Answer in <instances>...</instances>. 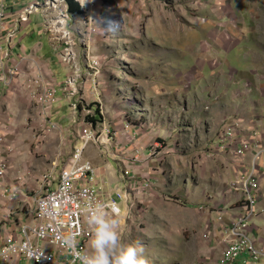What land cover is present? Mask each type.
I'll use <instances>...</instances> for the list:
<instances>
[{"label": "rangeland", "instance_id": "374dc122", "mask_svg": "<svg viewBox=\"0 0 264 264\" xmlns=\"http://www.w3.org/2000/svg\"><path fill=\"white\" fill-rule=\"evenodd\" d=\"M93 10L86 8L81 17L72 16L67 41L63 35L44 33L45 13L37 12L13 38L11 64L19 67L18 75L9 87L0 86L6 176L29 197L40 192L46 172L60 173L79 143L80 128L99 110L111 125L114 141L120 132L122 143L137 141L128 137L126 125H131L130 132H138L136 139L151 137L149 159L160 172L158 190L152 186L136 197L124 239L141 241L149 264H220L222 246L209 239L215 226L207 217L218 211L215 219L240 206L232 217L225 212L227 219L235 220L242 214L243 193L230 189L240 164L215 147L219 134L229 126L244 136L259 131L264 147V0H99L92 14ZM6 15L10 16L9 10ZM90 18L96 31L88 35L83 22ZM56 42L75 44L69 50L82 74L78 88L82 114L74 125L71 100L62 92L73 128L39 139L46 121L27 91L30 74L26 68L36 58L25 52L40 46L53 53ZM23 57L27 61L19 66ZM92 58L100 62L96 80L87 69ZM52 69L69 74L57 61ZM47 73L55 79L52 72ZM35 113L43 120L41 126L35 123ZM27 119L30 131L25 127ZM85 151L87 157L95 151L107 158L116 156V149L109 154L95 142ZM262 160L256 170L264 192ZM29 206L25 205V213L34 219ZM254 231L264 237V197L250 221L252 236ZM11 264L31 263L18 258Z\"/></svg>", "mask_w": 264, "mask_h": 264}, {"label": "built area", "instance_id": "2783aa9c", "mask_svg": "<svg viewBox=\"0 0 264 264\" xmlns=\"http://www.w3.org/2000/svg\"><path fill=\"white\" fill-rule=\"evenodd\" d=\"M11 0H0V86L9 87L12 80L18 75L19 67H14L13 57L15 52L11 48L13 38L18 34L23 23H27L33 13H45L44 33L63 35L62 40L67 41L72 33V15L66 0H37L25 11L20 12L13 20V25H8V16ZM97 0H79L83 12L86 8L90 11L96 7ZM59 26V27H58ZM86 34L95 33L96 28L93 19L83 22ZM87 35V36H88ZM75 47L72 42L62 45L56 42L52 47L53 54L69 74L59 84L48 75L46 68L37 61H32L28 70V92L34 104H38L39 111L46 121L40 138H46L47 134L61 130L58 124L52 121V114L57 103V92H62L71 100V113L73 124L81 118L78 104V88L82 78L79 64L74 62V54L69 47ZM65 47V48H64ZM27 61L25 57L20 59L19 66ZM88 71L92 78H98L101 74L100 62L96 58L89 59ZM96 80V79H95ZM56 84V86H55ZM80 90V88H79ZM88 114L91 115L90 111ZM87 123V122H86ZM85 126H88L87 128ZM127 133L131 125H126ZM81 127V126H80ZM85 127V128H83ZM82 129V131H81ZM111 127L106 122L96 128L87 123L80 128L79 143L74 148L73 155L66 160L59 174L48 172L43 177L40 192L33 196L31 201L34 219L31 223L23 224L17 234L0 237V264H9L15 259H24L31 264H80L76 251L86 253L90 251L89 239L91 228L87 224L86 214L82 211L89 202L102 201L115 202L119 206V220L123 227V237L129 230V222L134 217L136 208V194L152 187L149 180H137L132 178L131 172L126 168H120L119 185L112 190L103 193L97 186L98 169L84 159V152L92 142L101 144L110 154L115 149L111 138ZM97 132L99 136H97ZM216 152H228L240 164L239 176L230 184L231 191L243 193L241 211L235 220L226 222L224 215H219L217 221L221 225L220 245L222 252L220 264H264V247L256 244L250 232V221L256 215V205L259 202L260 183L258 178V161L264 156V148L257 139V132L244 136L243 131H236L228 127L219 134L216 143ZM4 154V135H0V155ZM251 154V155H250ZM249 163H247V157ZM138 156L133 157L137 161ZM256 166V167H255ZM8 164L4 157L0 160V188L4 182ZM249 172V173H247ZM3 196L9 201H15L19 197L18 189L7 186L1 188ZM111 214V209H109ZM69 234L75 237V250L66 246L64 237ZM214 240V235L209 239ZM210 239V240H211Z\"/></svg>", "mask_w": 264, "mask_h": 264}, {"label": "crops", "instance_id": "0c3cea01", "mask_svg": "<svg viewBox=\"0 0 264 264\" xmlns=\"http://www.w3.org/2000/svg\"><path fill=\"white\" fill-rule=\"evenodd\" d=\"M36 1L37 0H11L10 5H9L10 16H8V18H9L8 19V25L9 26L13 25V20L17 17V15L23 9L30 7ZM98 2H99V0L96 1V7L98 5ZM96 7L94 8L92 14L96 10ZM75 17L79 18L81 16H75ZM21 27L19 29L18 34L21 31ZM41 32H42V30H41ZM42 35H43V33H41V36ZM24 38L26 39L27 36H25ZM31 39H32V37H31ZM23 50H21V52L24 54L26 49L24 48ZM25 53H29L28 55L26 54L27 56L35 55L36 61L41 65H45L46 68H49V72L53 73V75L55 76V79H58V77L62 78V80H60V81H59V79L57 80L59 83H61L64 80V78L66 77L65 75H63V72L56 74L55 70H53V69L51 70V67L53 68L55 61H57L59 64H60V62L53 53H50V49H49V52L47 53L45 50V47L35 46V48L32 51L27 49V51ZM26 68L28 71L31 68V65H26ZM56 76H58V77H56ZM80 89H81V87H80ZM66 102L67 101L63 98L62 91L59 88L58 92H57V103L55 104L53 114H52V121L57 123L58 126L61 129H63V131H71L72 129L70 127H72V125H71L72 121H71L70 117L66 115V107H67ZM96 102H99V100ZM102 104L104 105L103 102H102ZM107 104L108 103H105V106ZM71 105H72V103H71ZM105 106H103V108H105ZM107 108L108 107L106 106V108H105L106 111H107ZM113 108H114V106H113ZM112 109H110V111L107 113L109 114L110 112H112L113 111ZM27 113L30 114L29 112H27ZM20 115H22V113H20ZM26 115H25V117H27ZM34 116L36 117L35 123L37 125L39 123V125L41 126L42 122H43L42 118L37 113H35ZM66 119L69 120L70 125L66 124ZM104 120H105L106 124L110 127L111 125L108 124L106 117L104 118ZM27 121L28 122H26L25 127H27V125H28L27 131H30V130H32L31 120L27 119ZM116 125L117 124L115 123V126ZM129 131H131V128L129 129ZM256 132H257V139H258L259 143L262 145L261 134L259 131H256ZM120 133H117V135L115 136L114 146L116 149V156L114 154V158H107L106 156L104 157L102 155L100 156L97 154V151H95L94 153H90L88 157L84 154V159L86 161L91 162L98 169V180L96 183L97 186L102 188L101 191L103 193H105L106 191L112 190L115 186H118L119 176H120L119 175L120 174V166H122L121 168L126 167L130 170L132 178H137V179H141V180H149L152 183L153 187H157L155 189L152 188L153 191L158 190L159 184L157 183V179H158V173H160V172L158 171L159 169L158 170L153 169V166L151 165V164H153V161H150V159H149V158H151V153H150V150H148V146H149L148 143H149L151 137H150V139L148 137H145V138H142L141 140H139V139H136L139 136L138 132L133 131V132H130L131 136L128 135V137L134 139L135 141L137 140V141L135 143L125 144V143H122L120 140V138L122 137L120 135ZM0 135H4V131H0ZM263 141H264V135H263ZM85 153H86V151H85ZM135 156H138V158H139L137 161H133V157H135ZM2 157H4V156L0 155V160ZM147 159H149V160L147 161ZM112 162L116 165V167L113 166ZM263 164H264V161L262 160V165ZM48 172H53V170L51 169ZM48 172H46V173H48ZM162 175H164V173H162ZM15 184L16 183H13L12 180H10L8 178V176H6L4 178V182L1 184L2 185L1 188L3 186H6V187L8 186L10 188V190L14 189V188L18 189L19 197L16 199V201H9L7 197L2 195L1 188H0V237H6V236H9L12 234H17L18 229L21 226H23L24 223H30L33 220L25 213V205L27 203L31 204V201L33 200V196L29 197L27 194H25V189H23L18 184H16V185ZM109 185H113V188L109 189L108 188ZM136 197H140V194L137 193ZM263 197H264V192H263V189L261 188L260 193H259V199H263ZM222 208L227 209V206H223ZM219 209L221 210V208H219ZM236 211H240V206L236 207L235 209H230L227 212H228V215L232 217L235 213L237 214ZM225 212L219 213L216 218H218L219 215H224V217H225ZM217 213H218V211H213L212 213H210L208 215L207 218H208V221L211 222L213 224V226H215L214 231L216 234L215 233L213 234L214 240H215L214 242H215V244L218 242L217 245H220V242L218 241V240H220V235L217 234V231L219 228V230L221 232V225L218 221L215 222L216 218L214 219V216ZM231 217H228V219L225 217L226 222H230ZM252 238L254 239V241L256 242V244L258 246L264 247V237L263 238L260 237L258 232L254 231Z\"/></svg>", "mask_w": 264, "mask_h": 264}, {"label": "clouds", "instance_id": "9594fccd", "mask_svg": "<svg viewBox=\"0 0 264 264\" xmlns=\"http://www.w3.org/2000/svg\"><path fill=\"white\" fill-rule=\"evenodd\" d=\"M128 132H126L127 135L131 136L130 131ZM109 209H111V214ZM118 209L119 206L115 202L102 201L89 202L82 209L86 214V221L91 228V233L90 251L86 253L76 251L80 264H149L145 256L144 244L139 240L126 241L124 239L123 227L118 218ZM30 211H33L31 206ZM64 242L66 246L75 250L73 235L69 234L64 237Z\"/></svg>", "mask_w": 264, "mask_h": 264}, {"label": "trees", "instance_id": "16d2710c", "mask_svg": "<svg viewBox=\"0 0 264 264\" xmlns=\"http://www.w3.org/2000/svg\"><path fill=\"white\" fill-rule=\"evenodd\" d=\"M68 7H69V13L72 16H81L83 15V11L81 10V7L78 3H76L74 0H66ZM79 112H82L81 107H79ZM87 122L91 123L94 128L97 127L98 124L103 123V118L100 115L99 110L95 111V115L93 117L89 116L87 117Z\"/></svg>", "mask_w": 264, "mask_h": 264}, {"label": "bare ground", "instance_id": "6f19581e", "mask_svg": "<svg viewBox=\"0 0 264 264\" xmlns=\"http://www.w3.org/2000/svg\"><path fill=\"white\" fill-rule=\"evenodd\" d=\"M57 165V164H56ZM58 167V166H57Z\"/></svg>", "mask_w": 264, "mask_h": 264}]
</instances>
